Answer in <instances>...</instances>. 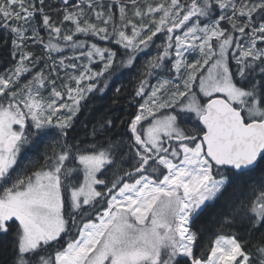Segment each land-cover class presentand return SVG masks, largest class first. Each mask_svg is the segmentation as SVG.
<instances>
[{
	"label": "snow or ice",
	"instance_id": "1",
	"mask_svg": "<svg viewBox=\"0 0 264 264\" xmlns=\"http://www.w3.org/2000/svg\"><path fill=\"white\" fill-rule=\"evenodd\" d=\"M58 11L0 0V264H264V0ZM133 68L135 110L78 129Z\"/></svg>",
	"mask_w": 264,
	"mask_h": 264
},
{
	"label": "trees",
	"instance_id": "2",
	"mask_svg": "<svg viewBox=\"0 0 264 264\" xmlns=\"http://www.w3.org/2000/svg\"><path fill=\"white\" fill-rule=\"evenodd\" d=\"M75 2V0H72ZM104 4L107 5L109 0H103ZM61 0H45V11L52 17L54 21H59L61 18L62 12L58 11L60 8ZM118 16V11L116 12ZM3 35V33H0ZM100 46H107V42L97 40L96 38L89 37L87 38ZM160 41L157 40V43ZM113 49H116L118 46L111 45ZM37 55H41V49L36 47L33 49ZM155 52V48L152 49ZM146 57L144 54H141L140 59L137 61V67L143 62ZM10 66L9 58V49L5 48L2 43H0V72H3L6 68ZM97 67V65H93ZM123 74L117 73L114 75L105 90V93L101 97L100 93H96L91 100H89L83 107L79 118L76 121L78 129L80 128L83 121L87 120L89 122V127L91 123L95 122L96 119L104 116L105 118H112L117 121L119 124L120 119H125L126 114H130L135 110L134 105H130L129 101L131 100L134 94V88L136 86V79L138 76L136 68L133 69H123ZM153 82H155L153 80ZM59 84V81L57 82ZM100 87H103V82L101 81ZM120 87L121 93L117 98L115 93V88ZM117 100V103L113 104V100ZM4 242L0 241V262L3 261L4 257L7 255L3 251ZM199 254V251L197 252Z\"/></svg>",
	"mask_w": 264,
	"mask_h": 264
},
{
	"label": "rangeland",
	"instance_id": "3",
	"mask_svg": "<svg viewBox=\"0 0 264 264\" xmlns=\"http://www.w3.org/2000/svg\"><path fill=\"white\" fill-rule=\"evenodd\" d=\"M227 27V25H225Z\"/></svg>",
	"mask_w": 264,
	"mask_h": 264
}]
</instances>
